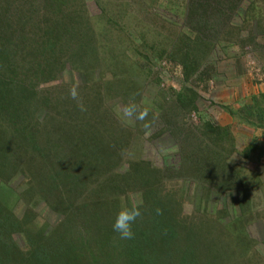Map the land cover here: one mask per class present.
Segmentation results:
<instances>
[{"label": "trees", "instance_id": "1", "mask_svg": "<svg viewBox=\"0 0 264 264\" xmlns=\"http://www.w3.org/2000/svg\"><path fill=\"white\" fill-rule=\"evenodd\" d=\"M17 1L23 6L27 3V10L33 7L36 9L37 0H0V27L4 30L12 29L16 32L20 27L29 24L18 23L20 20L18 21L15 14L9 16L4 13L5 8V10L10 9L18 3ZM84 2L85 0H44L42 6L43 8L46 6L47 9L58 8V10L61 6L65 10L61 11L56 19L60 27H63V22L72 16L86 26L87 22L89 24L93 21L84 8ZM184 2L187 26H190L193 33L199 34L200 38L197 37L198 35L193 37L190 32L188 34L182 32L174 36L176 38L167 40L165 38L163 41L161 32L157 39L154 38L149 44L147 36L138 31L144 49L152 50L161 61L178 63L183 69L185 86L182 90L167 95L162 103L150 112L146 110L148 107L142 108L143 113H146L144 118L147 116L142 124L148 127L155 126L156 139L164 134H169L173 138L175 146L172 148L174 150L172 155L179 157L178 165L175 166L178 171L167 169L164 175L163 168H157L151 159L135 160L129 170L122 173L119 168L122 160H125L123 153L125 147H131L132 138L136 143L141 140L142 132L138 129L139 133H137V126L132 124L134 121L138 123L142 111L140 113L139 109L133 108L129 125L119 120L111 122L109 116L103 118L102 114L98 117L92 113L107 109L111 97H118L120 102L126 104L137 103L142 97H140L142 88L138 86V82L152 74L151 70L146 68L143 70L133 61L142 57L149 61L150 57L145 56L142 45L132 40V35L129 34L131 24L134 23L135 32L139 30L140 25L132 21L134 16L130 14L132 9L128 0L118 3L117 7L122 8L120 11L115 9L112 13H109L101 0H96V4L101 9L100 18H106L108 25H112L111 28L118 31V34L113 36L110 46V51L113 46H117V50L111 51V59L106 62L107 59L98 50L92 35L91 39H88L91 43H86L85 46L89 45L87 56H84L86 59L82 57L84 67L88 78L93 76L95 71L100 70L104 63H106L105 68L116 66L117 69L111 75L108 74V69L100 72L98 81L94 82L95 92H91L95 94L92 97L94 100L92 103L84 101L88 109L92 108V112L83 110V107L76 102L74 103L78 107L76 108L73 103L74 107L71 110L55 108L61 104L59 101L61 95L55 94L58 97L57 105V102L43 96L53 88H45L40 96H37L36 90L32 94L26 92L18 98L20 100L18 104L12 106L13 100H10L8 94L14 93L17 86L3 84L2 89L0 88V181L8 183L14 175L20 174L18 169L21 168L24 177L31 176V181L29 179L25 183L29 187L28 192L35 194L31 193L29 198L34 201L40 197V201H45L49 197L46 202L48 206L63 216L50 233L60 240L56 253L51 255L39 249L45 246V235L40 233V237L32 236L35 253L31 260L17 254L7 261L6 249L10 244L12 247V239L7 233L14 232L11 222L14 217L10 216V212L0 204V264H102V262L104 264H240L235 261L233 254L238 251V254L246 256L253 243L255 244L248 237V230H245L247 213L250 211V201L248 202L246 198L250 189L240 178V174L231 169L225 157L230 153V146H233L235 141L232 133L227 127H215L203 121L204 119L200 120L198 127H194L190 118L192 113L198 112L199 95L193 89L186 87L198 73L201 75L205 64L203 60H206L207 54L214 47L213 42L219 40V33L216 31L218 20L225 16L218 25L219 29L222 30L223 27L226 29L229 26V35L235 31L233 28L237 26L232 23L233 27L230 25L232 21L228 22L230 21L228 12L233 13L231 17L233 20L240 17L244 12L237 11L241 9L242 0H216L219 11L216 24L210 21L217 16L212 17L209 14H212V9L216 10L212 0H184ZM250 8L253 9L254 5ZM110 14L115 19H110L108 17ZM64 15L69 17L66 18ZM246 15L249 16V13L246 12ZM126 17L131 21H127ZM251 18L255 19L252 16ZM257 21L264 23V16L263 18L259 16ZM53 24L57 25V23ZM66 26L60 29H65ZM91 26L89 24L86 27L91 28L89 31L94 33ZM57 29L58 27L51 26V31L45 33L42 43H34L31 48L34 61L40 63L41 69L42 61L44 58L49 60L48 53L56 51L57 37L64 32L60 33ZM203 30L206 32L200 34L199 32ZM236 30L238 31L239 27ZM214 33L217 35L215 38H213ZM260 34H264V31H260ZM198 42L206 43L201 51L195 50ZM164 43H169V47H165ZM128 51L134 55L132 60L126 55ZM176 55H180L179 62ZM52 68L53 64L49 66L46 76H43L49 83L56 77ZM40 75L41 77H37L39 86L44 82L40 80L43 73ZM199 79L208 83L211 78L199 77ZM28 86L34 88L38 84L33 85L30 82ZM69 100L68 105L72 103ZM33 102L36 113L48 114L43 123L33 125V119L31 118L30 121L28 119L34 111ZM223 109L241 124H248L260 132L259 140H252L243 152V156L245 159L253 156L257 161L262 160L264 158V94L253 96L250 104L238 110L230 107ZM23 116L25 117L22 118ZM74 118L79 119L72 121L77 125L71 122ZM23 121L27 122V127L20 129L18 126ZM8 125L15 128L9 129ZM40 125L42 127L47 125L46 133L54 125V135L50 133L46 135L45 142L40 141L41 132L35 128H40ZM17 152L22 154L17 155ZM10 158L14 159L9 161ZM19 160H23V163H19ZM176 175L180 178L186 177L187 181L199 183L204 189L203 199L208 204L214 199L212 204L216 205L220 203L221 198L236 194L239 214L230 213L227 209L221 210L231 215L232 224L218 226L219 216L214 217L213 214L212 221L216 230L198 226L193 219L190 221L178 219L174 212L179 208V204L170 200L172 194L161 198L152 191L155 187L159 188L164 180H174ZM88 187H95L89 192L97 196L91 203L86 201L90 197L84 195L89 190ZM137 189L141 193L143 189L145 190L143 191L145 203L139 209L140 218L137 217L132 225L134 238L122 240L119 234L113 231V224L117 214L125 209L126 205L122 204L124 195L135 194L134 190ZM259 189L264 197V186H260ZM72 196L77 202L73 201ZM100 196H102L100 202L97 203L96 199ZM14 250L20 252L16 247Z\"/></svg>", "mask_w": 264, "mask_h": 264}, {"label": "rangeland", "instance_id": "2", "mask_svg": "<svg viewBox=\"0 0 264 264\" xmlns=\"http://www.w3.org/2000/svg\"><path fill=\"white\" fill-rule=\"evenodd\" d=\"M43 1H35L36 9L33 7L27 10V3L23 6L20 1H17L18 3L11 6L10 9H4V13L6 12L9 16H14L15 14L18 21L20 20L18 23L28 22L29 24L26 27L25 25L23 28L20 27L16 32L12 29L4 30L0 27V88L2 89L3 84L17 86L14 93L8 94L10 100H13L12 106L18 104L20 101L18 98L26 92L27 94H32L36 90L37 96H40L45 88H53V90L45 92L43 96L49 98L50 101L57 102V105L58 101L56 100H58V97L56 95H61L59 97L61 104L60 106L58 104L55 108L71 110L74 107L72 104L76 102L83 107V110H90L92 112V108L88 109L84 101L92 103L94 100L92 98L95 95L92 94L95 92L93 89L94 82L99 78L100 72L108 69V74L111 75L112 72L116 71L117 67L109 66L105 68L104 65L106 63H104L100 70L95 71L94 75L88 78L83 59H86L84 56H87L86 53H88L89 45L85 46L86 43H91V40L88 39H91L90 37L93 35L98 50L101 51L100 53L107 59V62L111 56V51L117 50V46H113L110 51V46L113 36L118 34V31L112 29V25H108L106 18H100L101 9L96 4V0H87V2L85 0L84 2V8L90 20L93 21L89 24L92 25L94 33L90 32L91 28L88 29L86 27L89 25L88 22L85 26L80 20H76L74 16L63 22V27L65 25L68 26L65 27L66 30L60 29L63 27L58 25L56 19L61 11L64 12L65 10L61 6L59 10L58 8L47 9L46 6L43 8ZM101 1L109 10V13H112L115 9L120 11L122 8L117 7V4L122 3V0ZM215 1L212 0L216 10L212 9V14L209 13L212 17L219 14ZM128 2L132 9L130 14L134 16L132 21H136L140 25L139 30L135 32L133 30L134 23L132 22L129 34L134 35L133 37L131 36L132 40H136L140 46L144 43L138 31L147 36L149 44L154 38L157 39V36L161 32L163 33L161 37V39H164L163 41H165V38L166 40L176 38L174 36L182 32L185 34L190 32V35L193 37L198 35L197 37L200 38L199 34L193 33L191 28H189L190 26H187L184 0H128ZM155 5L156 7H154ZM253 5L254 8L251 9L250 7ZM22 6L23 8H21ZM240 8L237 12L241 13L243 11L244 13L240 17L234 18V20L231 18L233 13L230 14L228 12V15H230V21L228 22L232 21L230 25L233 26L232 23L235 24L239 27L240 32L236 30V27L233 28L235 31L232 32V35H229V26L226 29L223 27L222 30L218 27L221 19L224 20L225 16H222L218 20L216 31L219 33V40H215L214 44L212 43L214 47L207 54L206 60H203L205 64L201 75L198 73L196 78L187 84L186 87L193 89L199 95V100L197 101L198 112L192 113L190 118L191 123L194 127H198L200 120L204 119L203 121L215 127H227L230 130L235 141L233 146H230V153L225 156L227 163L234 172L240 174V178L246 182L247 187L250 189L246 198L248 202L250 201V211L248 210L249 213H247V224H249H245V230H248V237L255 244L253 243L246 256L238 254L237 251L233 254V257L240 264H264V197L261 191H259L261 190L259 187L264 186V158L257 161L253 156L250 159H245L243 156V152L251 141L254 139L259 140L260 132L248 124H241L223 109V107H230L233 110H238L242 106L250 104L253 96L264 94V34H260V31H264V23L257 21L259 16L260 18L264 16V0H242ZM80 12L82 13V11ZM246 12L249 13V16L246 15ZM108 17L115 19L112 17V14L108 15ZM126 18L127 21H131L129 17ZM215 18H212L214 20H210L212 24H216L218 15ZM70 20H73V22H70ZM52 22L57 23L58 26ZM51 26L58 27L60 33L61 31L64 32L57 37L58 45L56 51L48 53L49 60L44 58L42 61L43 66L41 69L40 63L37 60L34 61L33 49L31 48L34 43H42L45 39V33L51 31ZM203 32L206 31L203 30L199 33ZM216 36L214 33L213 38ZM202 39L207 41V39ZM198 43V47L195 48L196 51L197 49L201 51V49L205 48L206 43ZM163 45L169 47V43H164ZM141 47L145 56L148 55L150 60L147 61V59L142 57L141 59L136 58L133 61L143 70L146 68L152 71L149 77L145 76L138 82V86L142 88L141 100L138 99L135 104H126L123 101L120 102L118 97H111L108 101L109 105L106 107L108 110L102 109L92 112L96 116L99 117V114H102L103 118L109 116L111 122L119 120L129 125L130 116L124 115L125 109L136 108L137 110L139 109L140 113L141 111L143 113L144 109L142 108L144 106L148 107L146 110L150 112L151 109H156L167 95L169 96L173 91H179L184 88L183 69L178 63L167 62V60L161 61L152 50L144 49L143 45ZM126 55L131 60L133 59L134 55L131 51H128ZM82 57L84 58L82 59ZM176 58L179 62L180 55H176ZM52 64L53 75L56 77L49 83L48 80H44L43 76H46L48 68ZM41 73L43 75L40 80L44 81L42 82L44 85L41 84L39 86V82L37 81L39 79L37 77H41ZM199 77H203L204 79L210 77L211 79L209 80L210 82L206 83L200 81ZM30 82L33 85L38 84V86L31 88L28 86ZM73 89L77 93L76 98H72L71 92ZM70 98L72 100H69ZM68 100L72 102L69 105L67 104ZM75 107L77 108L78 106L75 105ZM33 110V116L31 115L32 117L28 118L29 121L32 118L34 121L33 125L43 123L45 121L44 118L48 114L45 112L36 113L34 102ZM137 114V116L140 115L138 112ZM145 119H147V116L137 120L138 123L132 121V126H137V133H139L138 129L142 132V135H140L141 140L136 143L133 142L132 138L131 147H125L123 151L125 160H122L119 170L122 173L128 171L130 165L135 160L149 161L153 159V163L157 168H163L164 175H166L165 171L167 169L178 171L179 169H176L175 166L178 165L179 157L172 155L174 151L172 148L175 146L173 138L169 134H164L156 139L157 129H155V126L148 127L143 125L142 122ZM73 120L79 119L74 118L71 122ZM72 123L77 125L75 122ZM26 125L27 122L23 121L18 127L21 129L25 128ZM53 126L48 133H46L47 125L44 127L40 125V128L35 127L41 132V142H45L46 135L49 133L54 135ZM8 127L9 129L15 128L10 125ZM21 154V152H17V155ZM12 159L14 158H10L9 161ZM15 161L12 162V165ZM19 163H23V160H19ZM18 171L20 174L14 175L8 183L0 181V204L10 212V216L14 217L11 221L13 222L14 232L12 234L11 232L7 233L8 237L10 236L12 239V247L10 244V247L6 249V260L8 261L10 257H14L17 254H21L24 259L31 260L35 253L33 251L34 243L32 236L40 237V233L45 235V246L39 249L53 255L56 253V247L60 243V240L50 233L52 228L60 223L63 216L60 212L48 206L46 202H48L49 197L45 201H40V197L32 201L29 198L30 194L32 193L33 195L35 193L28 192L29 187L25 183L26 180L29 181L30 179L31 181V176L24 177L21 168ZM177 176H175L174 180H164L159 188L155 187L152 191L159 194L161 198L172 194L170 200L179 204V208L174 212L178 219H188V221L193 219L197 222L198 226L201 225L208 230L212 228L216 230L212 221L213 214L214 217L219 216L220 224L218 226L232 224L230 222L231 215L221 210L227 209L230 213L235 212V215L239 214L240 210L237 204L238 201H236V194L234 196L231 195V197L221 198L220 203L216 205L212 204L214 199L208 204L203 199L204 189L199 183L191 180L187 181L186 177L180 178ZM96 183L95 187L97 186ZM95 187H88L89 190L84 194L90 197L86 200L88 203H91L92 199L97 197L95 194L89 192L90 189H95ZM134 191H136L135 194L126 193L124 195L122 201V204L126 205L124 208L130 209L135 205L141 209V206L144 205L143 191L145 190L143 189L142 193L138 189ZM72 197L73 201L77 202V200H74V196ZM101 197L96 199L97 203L100 202ZM3 241L5 240L3 239ZM232 245H234L233 242ZM13 247H16L20 252L17 253ZM39 260L42 261L40 257ZM102 264L104 263L102 262Z\"/></svg>", "mask_w": 264, "mask_h": 264}, {"label": "clouds", "instance_id": "3", "mask_svg": "<svg viewBox=\"0 0 264 264\" xmlns=\"http://www.w3.org/2000/svg\"><path fill=\"white\" fill-rule=\"evenodd\" d=\"M71 95L73 98H76L75 89L72 90ZM134 109L128 108L125 109L124 115L131 116L133 114ZM146 113H142L138 119H143ZM140 216V211L137 206H133L132 208H125L121 210L115 219L113 224V231L119 234L120 239L122 240H131L134 238V232L132 230V225L136 221L137 217Z\"/></svg>", "mask_w": 264, "mask_h": 264}]
</instances>
